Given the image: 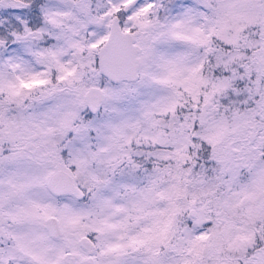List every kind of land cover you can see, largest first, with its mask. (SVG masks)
<instances>
[{
	"label": "snow or ice",
	"instance_id": "1",
	"mask_svg": "<svg viewBox=\"0 0 264 264\" xmlns=\"http://www.w3.org/2000/svg\"><path fill=\"white\" fill-rule=\"evenodd\" d=\"M0 264H264V0H0Z\"/></svg>",
	"mask_w": 264,
	"mask_h": 264
}]
</instances>
